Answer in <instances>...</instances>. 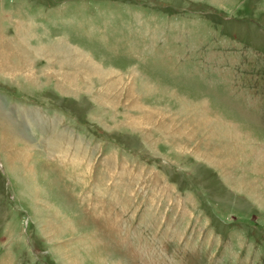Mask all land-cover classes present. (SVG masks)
Listing matches in <instances>:
<instances>
[{
  "label": "rangeland",
  "instance_id": "rangeland-1",
  "mask_svg": "<svg viewBox=\"0 0 264 264\" xmlns=\"http://www.w3.org/2000/svg\"><path fill=\"white\" fill-rule=\"evenodd\" d=\"M0 113V264H264V0H0Z\"/></svg>",
  "mask_w": 264,
  "mask_h": 264
},
{
  "label": "crops",
  "instance_id": "crops-1",
  "mask_svg": "<svg viewBox=\"0 0 264 264\" xmlns=\"http://www.w3.org/2000/svg\"><path fill=\"white\" fill-rule=\"evenodd\" d=\"M55 45H56V44H55ZM66 48H68V47L66 46ZM23 58H24V57H23ZM20 61H21L22 64L25 65V66H27V65H28L29 67L31 66L30 61H28L27 59H24V60L22 59V60H20ZM90 64H92V63H90ZM93 65H94V64H93ZM93 65H91V66H93ZM95 66H97V65H95ZM26 72H27V71H26ZM28 72H29V70H28ZM34 74L36 75L35 71L32 70V71H31V74L28 75L27 78H26L27 81L30 80V81H33V82H34V80H36ZM63 74H64V73H63ZM52 76H53V75H52ZM63 76H64V77H63ZM57 77H58V76H57ZM61 78H62V79L64 78V79H63V80H65V81H64V84H66L67 86L63 87L64 84H63V81L61 80L62 82H61V81L59 82V84L57 85V87H56L55 90H56V91H59V92H60V93L58 92L59 94H61V93L63 94L64 92H65L64 94H68V93H66V92L68 91V88H66V87H71L72 84L74 83V81H76V79L74 80V78H72V76H70L69 74H68V75H67V74H64V75H62ZM55 80H56V79H55ZM56 81L58 82V80H56ZM68 84H69V85H68ZM70 85H71V86H70ZM59 86H60V87H59ZM73 93H75V92H73ZM73 93L69 92V94H73ZM4 112H5V111H4ZM6 112H8V111H6ZM6 114H7V113H6ZM6 114H5V116L8 115V114H7V115H6ZM0 122H1V121H0ZM19 134H20V133H19ZM11 140H12V139H10V140L8 139L9 142H10ZM5 153H6V152H5ZM56 155H60V154H56ZM6 156H7V159H8V158H9V155H8L7 153H6ZM60 156H61V155H60ZM8 161H9V159H8ZM9 164H10V162H9Z\"/></svg>",
  "mask_w": 264,
  "mask_h": 264
},
{
  "label": "bare ground",
  "instance_id": "bare-ground-1",
  "mask_svg": "<svg viewBox=\"0 0 264 264\" xmlns=\"http://www.w3.org/2000/svg\"><path fill=\"white\" fill-rule=\"evenodd\" d=\"M2 111H3V110H2ZM2 114H3V116L5 117L6 112H2ZM2 119L4 120L5 118H2V115H1V113H0V121H1ZM6 123L8 124L9 122L7 121Z\"/></svg>",
  "mask_w": 264,
  "mask_h": 264
}]
</instances>
